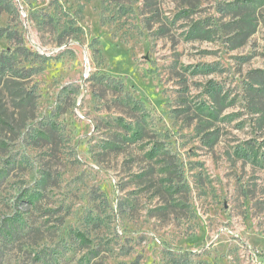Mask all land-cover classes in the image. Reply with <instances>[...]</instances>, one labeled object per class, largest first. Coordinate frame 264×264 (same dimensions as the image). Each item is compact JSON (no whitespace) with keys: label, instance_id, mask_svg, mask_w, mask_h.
Segmentation results:
<instances>
[{"label":"rangeland","instance_id":"rangeland-1","mask_svg":"<svg viewBox=\"0 0 264 264\" xmlns=\"http://www.w3.org/2000/svg\"><path fill=\"white\" fill-rule=\"evenodd\" d=\"M14 2L44 59L0 88V264H264V0Z\"/></svg>","mask_w":264,"mask_h":264},{"label":"trees","instance_id":"trees-1","mask_svg":"<svg viewBox=\"0 0 264 264\" xmlns=\"http://www.w3.org/2000/svg\"><path fill=\"white\" fill-rule=\"evenodd\" d=\"M1 13H13L18 15L19 11L14 0H0V14ZM51 22V17H46V15L45 19H41V23H44V25H48V23ZM69 29L73 32L79 30L75 25L70 26ZM73 32H66L64 30L63 38L73 36ZM0 40L8 43L7 48L0 49V88H7L9 84H13L16 88L10 95L12 100L14 99L15 102H17L19 108L29 107L34 101V89H26L24 87V82L30 81L33 77L41 73L43 69L39 67V64L44 57L39 53L30 51L25 45L23 34L17 28L10 25L0 27ZM255 73L261 77L264 84V71L257 70ZM138 104V102H135L136 108H139ZM0 120L4 125L8 126L9 129H14L13 124L15 121L6 119L2 112H0ZM135 137H141V133H135ZM7 147L8 144L0 140V148ZM163 152H165L164 145L156 141L153 142L151 148L146 153V157L153 160L159 157ZM236 156L238 158H247V153L238 150L236 151ZM23 198L29 205L34 206L42 198V194L39 191L29 192L26 193ZM74 237L82 246H89L91 244V241L83 233L76 232ZM97 256L98 254L92 251L88 255L89 258L87 261L90 262V260L95 259Z\"/></svg>","mask_w":264,"mask_h":264}]
</instances>
